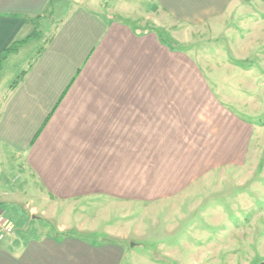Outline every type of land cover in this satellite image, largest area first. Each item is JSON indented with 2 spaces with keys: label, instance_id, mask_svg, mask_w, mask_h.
I'll use <instances>...</instances> for the list:
<instances>
[{
  "label": "crops",
  "instance_id": "0c3cea01",
  "mask_svg": "<svg viewBox=\"0 0 264 264\" xmlns=\"http://www.w3.org/2000/svg\"><path fill=\"white\" fill-rule=\"evenodd\" d=\"M51 5L0 0V72ZM148 8L185 30L167 41L141 16L132 22L116 9L76 6L51 20L37 54L12 84L0 85V164L14 161L33 176L39 200L174 204L244 166L262 127L255 116L264 105V0H151ZM210 220L214 228L200 232L210 240L195 244L208 245V264H232L248 252L235 245L247 224L220 214ZM65 229L58 223L55 234L30 235L14 251L7 236L0 264L122 263L124 239L88 241Z\"/></svg>",
  "mask_w": 264,
  "mask_h": 264
},
{
  "label": "rangeland",
  "instance_id": "374dc122",
  "mask_svg": "<svg viewBox=\"0 0 264 264\" xmlns=\"http://www.w3.org/2000/svg\"><path fill=\"white\" fill-rule=\"evenodd\" d=\"M150 2L151 0H52L50 15L31 26V39L21 46L16 57L8 58L0 72V85L6 87L17 79L20 71L43 45L44 37L39 39L38 36L44 33L49 35L54 22L66 16L76 6L82 5L101 13H113L112 9H116L132 22L141 16L140 23L147 20L146 24L152 27L146 28L158 30L166 40L172 31L185 30L176 27L160 11H149ZM147 15L149 19H146ZM52 19L54 22L51 24ZM203 43L198 44L202 47L209 46L207 41ZM189 45L192 43L186 40L182 47L188 50ZM19 65L22 67L17 69ZM257 109L258 116L255 118L261 120L262 127L254 131L244 166L233 168L222 180L215 176L212 183L208 181L206 185L191 188L174 204L152 206L143 202H120L105 197L65 204L46 202L36 198V195H44V192L33 176H26L14 161L2 162L0 193L7 192L3 197L4 208L8 210L6 215L15 223L9 243L10 250L17 249L30 235H44L47 232L55 234L56 224L64 223L69 228L65 231L77 233L88 241L124 239L125 252L121 264H201L202 258L208 264L211 254L208 245L196 250L195 244H198L199 238L202 243L210 240L208 234L201 235L200 232H210L214 228L210 218L214 214H220L227 221L232 219L234 225L243 224V229L244 224H247V234L242 235V241L238 240L235 245L247 244L249 250L237 252L238 257L232 264H259L264 261V105ZM29 179L31 187L26 186ZM24 180L26 184L23 185ZM31 215L36 217L32 218ZM173 247L177 250H171ZM244 253L246 256L241 257Z\"/></svg>",
  "mask_w": 264,
  "mask_h": 264
},
{
  "label": "built area",
  "instance_id": "2783aa9c",
  "mask_svg": "<svg viewBox=\"0 0 264 264\" xmlns=\"http://www.w3.org/2000/svg\"><path fill=\"white\" fill-rule=\"evenodd\" d=\"M15 223L11 220L0 207V242H2L7 236L14 233Z\"/></svg>",
  "mask_w": 264,
  "mask_h": 264
},
{
  "label": "trees",
  "instance_id": "16d2710c",
  "mask_svg": "<svg viewBox=\"0 0 264 264\" xmlns=\"http://www.w3.org/2000/svg\"><path fill=\"white\" fill-rule=\"evenodd\" d=\"M19 44H20L19 41H14V42H12V43L10 44V46H9L8 48H6V51H4V54L13 51L14 49L17 48V46H18ZM24 236H25V234H24ZM259 264H264V261H261Z\"/></svg>",
  "mask_w": 264,
  "mask_h": 264
}]
</instances>
